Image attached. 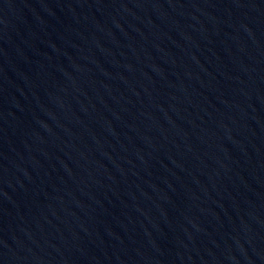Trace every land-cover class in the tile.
<instances>
[{
  "label": "water",
  "instance_id": "water-1",
  "mask_svg": "<svg viewBox=\"0 0 264 264\" xmlns=\"http://www.w3.org/2000/svg\"><path fill=\"white\" fill-rule=\"evenodd\" d=\"M0 264H264V0H0Z\"/></svg>",
  "mask_w": 264,
  "mask_h": 264
}]
</instances>
